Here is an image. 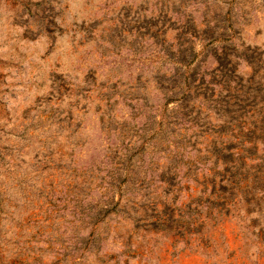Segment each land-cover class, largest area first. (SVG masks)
Listing matches in <instances>:
<instances>
[{"label": "rangeland", "instance_id": "obj_1", "mask_svg": "<svg viewBox=\"0 0 264 264\" xmlns=\"http://www.w3.org/2000/svg\"><path fill=\"white\" fill-rule=\"evenodd\" d=\"M0 264H264V0H0Z\"/></svg>", "mask_w": 264, "mask_h": 264}, {"label": "trees", "instance_id": "obj_2", "mask_svg": "<svg viewBox=\"0 0 264 264\" xmlns=\"http://www.w3.org/2000/svg\"><path fill=\"white\" fill-rule=\"evenodd\" d=\"M241 125V123H239V125L238 126H240ZM244 126V125H243ZM253 127H254V125H253ZM244 129L242 130V131H244V130H246L245 129V127H243ZM242 149V147H237L236 148V150L238 151V152H240V150ZM219 156H221V158H222V161H223V164L224 165H229V164H233V161H232V155L231 154H229L230 152H231V149H230V147H226V148H222V149H220L219 151ZM236 152V151H235ZM225 154H228V155H225ZM238 154V153H237ZM239 179H237V178H235V181H227V180H222V182L224 183V184H229V186H231L233 189H239L240 188V180L238 181ZM219 189H221V190H225V187L224 186H221ZM220 193H217V195H216V197H219L220 195H219Z\"/></svg>", "mask_w": 264, "mask_h": 264}]
</instances>
